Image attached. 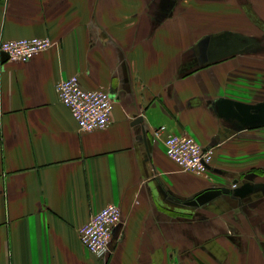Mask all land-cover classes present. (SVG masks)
<instances>
[{
  "label": "crops",
  "instance_id": "1",
  "mask_svg": "<svg viewBox=\"0 0 264 264\" xmlns=\"http://www.w3.org/2000/svg\"><path fill=\"white\" fill-rule=\"evenodd\" d=\"M154 2L0 0V44L52 40L0 54V264H264V124L225 109L264 105V0H180L160 22ZM72 75L114 95L108 127L79 130L57 92ZM168 133L212 149L206 174L167 156ZM210 187L242 196L182 201ZM110 203L98 257L78 229Z\"/></svg>",
  "mask_w": 264,
  "mask_h": 264
},
{
  "label": "built area",
  "instance_id": "2",
  "mask_svg": "<svg viewBox=\"0 0 264 264\" xmlns=\"http://www.w3.org/2000/svg\"><path fill=\"white\" fill-rule=\"evenodd\" d=\"M51 45L52 40L48 37L6 40L0 44V54H7L8 60L26 62ZM57 92L61 102L70 109L80 131L104 129L112 122L115 97L109 91L86 89L79 77L72 75L59 81ZM164 129L162 126L156 133L161 135ZM164 145L167 156L181 169L197 175L208 172L213 151L194 137L168 133ZM121 220L118 205L110 203L104 206L78 229L81 243L98 257L107 256L111 251L114 229Z\"/></svg>",
  "mask_w": 264,
  "mask_h": 264
},
{
  "label": "water",
  "instance_id": "3",
  "mask_svg": "<svg viewBox=\"0 0 264 264\" xmlns=\"http://www.w3.org/2000/svg\"><path fill=\"white\" fill-rule=\"evenodd\" d=\"M226 34L223 33L221 34V36H225ZM206 40V39H205ZM9 57L7 54H3V61L8 60ZM230 105H232V103H229V107L226 106L225 109L227 111V113L229 114V116H231L232 118H234L235 120L238 121V123L243 124L244 126L250 127V126H256V125H262L264 124V105H260L258 107H250V106H242V105H236L233 108H230ZM143 122V117L137 116L134 120H133V125L136 124H141ZM142 133H143V139L144 141L147 142V132L144 128H142ZM210 193H216V194H220V193H224V194H233L236 196L241 197L242 193L240 192L239 189H231L228 187H220V188H214V187H210L208 188L205 192H201L199 195L195 196V197H191L189 199H178L176 198L178 201H184L186 203H193L198 205L197 201H202V199H206L208 195H210Z\"/></svg>",
  "mask_w": 264,
  "mask_h": 264
},
{
  "label": "rangeland",
  "instance_id": "4",
  "mask_svg": "<svg viewBox=\"0 0 264 264\" xmlns=\"http://www.w3.org/2000/svg\"><path fill=\"white\" fill-rule=\"evenodd\" d=\"M159 1L160 2H158L157 4H155V2L152 4L150 3L152 7V13L155 15V19L157 21L159 20L158 22L163 21L164 19L170 17V15L174 13L176 6L180 2V0H159Z\"/></svg>",
  "mask_w": 264,
  "mask_h": 264
},
{
  "label": "flooded vegetation",
  "instance_id": "5",
  "mask_svg": "<svg viewBox=\"0 0 264 264\" xmlns=\"http://www.w3.org/2000/svg\"><path fill=\"white\" fill-rule=\"evenodd\" d=\"M175 198V197H174Z\"/></svg>",
  "mask_w": 264,
  "mask_h": 264
}]
</instances>
